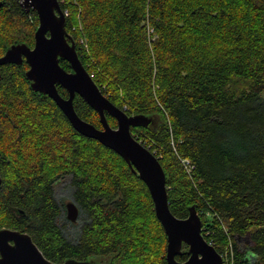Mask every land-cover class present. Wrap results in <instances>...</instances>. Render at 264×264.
Returning <instances> with one entry per match:
<instances>
[{"label": "trees", "instance_id": "trees-1", "mask_svg": "<svg viewBox=\"0 0 264 264\" xmlns=\"http://www.w3.org/2000/svg\"><path fill=\"white\" fill-rule=\"evenodd\" d=\"M0 1V56L13 44L32 46L36 13L29 20L19 0ZM58 3L102 94L127 115L162 118L155 129L130 132L161 164L171 213L186 218L194 206L220 255L264 264V0ZM59 64L70 71L66 60ZM27 68L25 61L0 66V229L27 233L56 264L90 255L106 256L105 264H167L146 185L34 92ZM73 107L101 129L98 113L77 94ZM62 177L78 208L74 237L55 196ZM186 249L177 261L188 258Z\"/></svg>", "mask_w": 264, "mask_h": 264}, {"label": "water", "instance_id": "water-1", "mask_svg": "<svg viewBox=\"0 0 264 264\" xmlns=\"http://www.w3.org/2000/svg\"><path fill=\"white\" fill-rule=\"evenodd\" d=\"M19 1L26 12L33 9L37 14L38 26L34 32V43L32 47L24 43L11 45L0 56V66L8 63L20 65L24 60L28 65L25 77L30 83V88L51 98L76 132L98 141L119 155L146 185L155 216L166 236L167 264H222V256L201 232L202 224L195 207H189L186 218H177L171 213L167 200L165 173L161 164L131 135L132 127L155 129L159 124L158 120H162L160 115L157 113L127 115L102 94L79 60L75 43L65 29V17L58 0ZM1 5L0 1V7ZM60 59L68 62L70 71L61 67ZM57 85L66 90V98L59 94ZM75 94L98 113L101 129L76 114L73 107ZM106 114L116 120L115 128L109 125ZM65 217L72 223L77 221L78 208L73 201L65 204ZM183 245L187 246L185 252L188 258L185 261H177L175 257L183 253ZM0 264L56 263L43 256L27 233L0 229ZM59 264L89 263L86 260L67 259Z\"/></svg>", "mask_w": 264, "mask_h": 264}, {"label": "rangeland", "instance_id": "rangeland-1", "mask_svg": "<svg viewBox=\"0 0 264 264\" xmlns=\"http://www.w3.org/2000/svg\"><path fill=\"white\" fill-rule=\"evenodd\" d=\"M161 122L162 120H158V123ZM54 190L55 196L60 199L64 205L67 202L72 201L67 177H62L58 179L57 182L54 184ZM66 222L67 223L65 225V231L67 236L74 237L79 229L78 221L72 223L66 219ZM106 261L107 257L104 255H90L86 259V262H88L89 264H105Z\"/></svg>", "mask_w": 264, "mask_h": 264}, {"label": "built area", "instance_id": "built-area-1", "mask_svg": "<svg viewBox=\"0 0 264 264\" xmlns=\"http://www.w3.org/2000/svg\"><path fill=\"white\" fill-rule=\"evenodd\" d=\"M138 142H139L141 145H143V146L147 145V141L144 140V139H138ZM148 147H149V146H147V149H148ZM145 148H146V147H145ZM182 162H183V164L185 165V167L188 166V161H187V160H183ZM221 256H222V264H232V258H229L228 255H227L226 253H224V254L221 255Z\"/></svg>", "mask_w": 264, "mask_h": 264}, {"label": "flooded vegetation", "instance_id": "flooded-vegetation-1", "mask_svg": "<svg viewBox=\"0 0 264 264\" xmlns=\"http://www.w3.org/2000/svg\"><path fill=\"white\" fill-rule=\"evenodd\" d=\"M20 3V1H19ZM23 8V7H22ZM24 12L27 14V17L29 20H32V16L30 15L31 11H34L33 9H29L27 12L25 11V9L23 8ZM35 12V11H34ZM36 13V12H35ZM37 16V14H36ZM37 26H38V17H37ZM36 26V28H37ZM36 30V29H35ZM35 32V31H34ZM33 43H34V33H33ZM33 46V45H32ZM32 46H29V47H32ZM24 61V60H23ZM64 205V204H63ZM64 213H65V205H64Z\"/></svg>", "mask_w": 264, "mask_h": 264}]
</instances>
